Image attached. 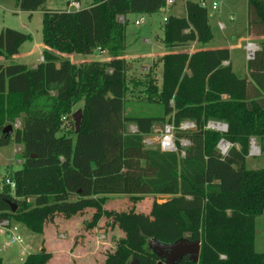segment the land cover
Masks as SVG:
<instances>
[{
    "label": "trees",
    "instance_id": "16d2710c",
    "mask_svg": "<svg viewBox=\"0 0 264 264\" xmlns=\"http://www.w3.org/2000/svg\"><path fill=\"white\" fill-rule=\"evenodd\" d=\"M44 1L14 0L19 11L29 13ZM164 3L92 0L73 11L44 9L42 61L34 67L13 61L30 36L0 31V56L9 60L0 63V146H22L20 167L5 176L14 181L15 195L6 186L0 189V220L41 234L55 215L71 218L93 209L88 227L107 216L126 233L106 264H126L129 256L138 264H156L149 241L181 238L199 240L200 253L197 262L183 257L177 264H264V251L255 248L264 215V166H246L251 138L264 156V42L247 61L250 78L233 72L227 48L180 50L213 36L206 7L186 0L185 16L163 20L166 52L156 61L160 85L151 68L143 80L127 81L124 17L157 13ZM246 30L264 36V0H247ZM101 51L108 60L73 63L65 57ZM129 84L140 86L161 113L125 114ZM79 102L76 133L72 112ZM184 121L195 127L176 128V152L143 143L154 124L178 127ZM209 121L225 123L226 131L207 128ZM129 123L136 131L127 130ZM6 125L13 128L10 136L2 133ZM180 139L189 141L183 156ZM222 139L230 145L225 154L218 149ZM110 195H129L134 202L144 195L169 198L154 199L148 213L116 212L103 209ZM50 257L41 249L20 264H48Z\"/></svg>",
    "mask_w": 264,
    "mask_h": 264
},
{
    "label": "rangeland",
    "instance_id": "374dc122",
    "mask_svg": "<svg viewBox=\"0 0 264 264\" xmlns=\"http://www.w3.org/2000/svg\"><path fill=\"white\" fill-rule=\"evenodd\" d=\"M79 1L81 7H83L92 0ZM213 1L218 2V6L215 10H212L210 7V3ZM205 2L208 20L213 35L212 44L226 45L229 43L232 46V55L235 59H237V65L239 66L244 62V52L241 48L244 43V40L242 39L244 30L243 28L241 29V27L238 28L239 25L238 27H235L234 24L245 20L246 0H205ZM181 6L182 4L179 3L176 4V7L175 5L164 7L159 12L149 15H129L126 19L125 25V32L129 43L128 52L148 56L154 46L161 47V51L164 52V46L160 42L163 36L162 24L164 17L169 15V13H180L178 8L182 9ZM67 7L68 3H66V0H45L41 8L36 11L26 13L25 11L18 10L14 0H0V31L3 28H11L25 34H29L31 37L29 40L27 39L21 47V52L26 51V49L29 48L31 50V54L22 58L25 60H21L19 58L18 60L16 59V62L29 64V60L32 61L38 56V50L36 49L37 44L43 46L41 33L43 10H66ZM141 17L143 18L142 20H140ZM231 17L233 18V21L230 20ZM135 20H139V24L136 25L134 23ZM23 24H26L27 26H22ZM220 24L224 25L223 30L220 29ZM232 37H234L233 40ZM144 38L149 39L150 43L145 42ZM224 38H227L230 41L225 42ZM185 48L188 50L187 46L179 49L182 50ZM154 50L159 51L160 49ZM65 57L73 63L90 59H102L98 55H91L90 57L85 54H66ZM156 61L157 59H153L149 64H151L150 68L152 69V74L159 86L161 80V66L158 67ZM125 62L128 64L126 68L127 81L132 79L143 80L145 78L144 75L147 70L141 69V63L138 58L132 59V57H126ZM131 63H134V67ZM141 90L142 88L140 86L135 87L129 84L124 101L125 114H160V106L146 98L145 94L141 92ZM80 107L81 102L77 103L73 107V112L80 109ZM163 125V123H156L153 125L152 130L148 135V139L153 141L152 146H158L157 140L160 135L159 131ZM13 127L15 128V126ZM126 128L131 132L136 130V126L131 123L127 124ZM14 144L15 143H10L5 146H0V174L2 175L4 173V175L0 176V180H2L9 171L18 169L22 162L19 156L21 149ZM246 166L251 168L263 167L264 156L262 154L248 156L246 158ZM167 198H169L167 195H144L141 199L134 202L130 199L129 195H110L107 197L106 203L103 205V209L106 211L113 210L116 212L133 209L136 212L148 213L154 199L157 200V202H163ZM93 211V209H90L84 215L74 216L71 218H65L63 215H55V218L53 217V219L56 220V227H54V230L51 229V225L49 224L50 221L46 222L43 226L42 237L45 239L43 247L60 251L56 254V256H58L55 258L56 264H106L111 255L115 252L117 244L121 242V240L125 239V231L121 229L116 222H114L112 217L102 216L96 226L92 228L88 227L87 223L91 220ZM65 221L67 224L66 228L61 226L65 224ZM257 224L256 233L258 237L256 238L255 248L258 251H264V215L258 219ZM19 231L20 229L17 228L16 232L19 233ZM60 234H65V238H60V236H63ZM66 239L69 241V246H64ZM2 242H5V238H1L0 244ZM61 247H63V249H61ZM2 258H4L3 264H7L5 262V255L2 254ZM14 261L15 262L10 264L20 263L18 260ZM126 264H138V260L129 256Z\"/></svg>",
    "mask_w": 264,
    "mask_h": 264
},
{
    "label": "crops",
    "instance_id": "0c3cea01",
    "mask_svg": "<svg viewBox=\"0 0 264 264\" xmlns=\"http://www.w3.org/2000/svg\"><path fill=\"white\" fill-rule=\"evenodd\" d=\"M76 1L79 2V6H80L79 9L85 8V7L89 6L90 3H91L90 2V3L86 4V5H84L83 7H81L80 1L79 0H76ZM69 2H71V0H66V3H69ZM179 3L182 4V6H181L182 9H179L178 8V10L180 11V13H178V14L169 13V15L185 16V13H186L185 12V2L183 0H178L174 4L175 7H176V4H179ZM26 13H29V12H26ZM128 16L129 15H126L124 17V19L126 20ZM167 16H165L164 19ZM244 17H245V20L243 22H240L239 21L236 24H234L235 27H238V25H239L238 28L241 27V29L243 28V30H244V33L242 34V39L244 40V43L241 46V48H242V50L244 52V54H243L244 55V62L241 63L239 66L237 65V59H235L233 57V55H232V46L229 43L226 44V45H214V44H212L213 38L209 42H207L205 44H200L198 42H191L189 45H186L187 48H188V50L185 48V49H182V51L191 53L193 51H196L197 49H210V48H220V47L227 48L229 50V63L231 65V68H232L233 72L237 76H239V77H247V78H250L249 77V71H248V68H247V61H248V59L246 58L245 44L248 43V42H251V43L255 44L257 46V49H256V51H257L261 47L260 46L261 42H264V36H252V35H249L247 33V30H246V27H247V0H246V10H245V16ZM230 20L233 21V18L231 17ZM220 25H221L220 29L223 30L224 29V25L223 24H220ZM22 26H25L26 27L27 25L26 24H23ZM233 38L234 37H232V40H233ZM144 41L150 43V40L147 39V38H144ZM224 41L225 42H228L230 40H228L227 38H224ZM160 42H161V40H160ZM23 43L19 47L18 53L16 55H14V57H13L14 58L13 61H15V62H16V59L18 60V58L21 59V60H25V59H22V58L27 57L28 55L31 54V50L29 48H27L26 51L21 52L22 51L21 50V47H22ZM186 46H184V47H186ZM179 48H183V47H179ZM36 49L38 50V56L36 58H34L32 61L29 60V62H30L29 64L28 63H24V64H26L29 67H34L40 61H42V51L44 49V45L43 46H40V44H37V48ZM152 49L153 50L150 51L151 53H149L148 56H142V55H139V54L129 53L128 52L129 48H127L126 49V52H125V58L126 57H132V59L138 58L139 62L141 63L140 64L141 69L142 70H149V68L151 66V64H149V63L151 62V60H153V59H157L158 60L159 57L164 52H166L165 51V48H164V52L161 51V49H162L161 47H155L154 46ZM154 49H160V50L159 51H156ZM91 55H98V56H100L102 59H99V60H108L109 59V56H108V54L105 51L96 52V53L89 54V55H86V56H90L91 57ZM8 61L9 60H6V59H4L3 57L0 56V63H7ZM131 65L134 67V63H131ZM157 65H158V67L161 66L160 63H157ZM19 124H20V122H19ZM14 145H17V147H19V149H22V146L20 144H14ZM15 149H16V146H15ZM2 175H4V173ZM2 175L0 174V176H2ZM14 224H16V223H14ZM49 224L51 225V229L54 230V227H56V225H55L56 224V220L55 219H52ZM16 225L18 226V229H20L19 234L21 235L24 243H26V244H28L30 246V252H32V251L36 252V251H39L41 249H45L46 248V247H43L44 244H45V239L42 237V235H43L42 233L40 235L39 234H35V233H32L29 230H27L23 225H20V224H16ZM66 225L67 224H66V221H65V224L64 225H61V226L64 227V228H66ZM60 235H63V234H60ZM64 235L63 236H60V238H63V237L65 238ZM5 237H6L5 232L3 231V229L0 228V240H1V238H5ZM67 239H66V242L64 243V246L65 245L69 246V241H67ZM63 247H61V249H63ZM45 251L48 252L51 255V257H50V259L48 261V264H56L55 258L58 257V256H56V254H57V252H60V251L54 250L52 248L51 249H47L46 248ZM0 253H1L0 254V257L2 259V264L4 263V258H2V254L5 255V262L7 264H10L12 262H15L14 260H18L20 263L22 262L20 258H22L23 256L19 253V246H14V247L8 248L7 250H2L0 248Z\"/></svg>",
    "mask_w": 264,
    "mask_h": 264
},
{
    "label": "built area",
    "instance_id": "2783aa9c",
    "mask_svg": "<svg viewBox=\"0 0 264 264\" xmlns=\"http://www.w3.org/2000/svg\"><path fill=\"white\" fill-rule=\"evenodd\" d=\"M178 0H165L164 7H169L173 6ZM184 2L186 0H183ZM199 2V4L203 7H206V2L205 0H196ZM218 6V2L213 1L210 3V7L212 10H215ZM79 2L76 0H72L71 2L68 3L67 11H73V10H78L79 9ZM121 21H123V17L119 18ZM143 18L141 17L140 20ZM134 23L137 25L139 24V20H135ZM257 49V46L251 42H248L245 44V52H246V58L248 60L252 59L254 57V53ZM225 62L224 64H226ZM224 123L222 122H214V121H209L207 123V128H212L218 131H222L225 129V126L223 125ZM19 122L16 121L14 126L15 128L19 127ZM222 126V128H218L217 126ZM195 127L194 123L192 121H184L181 122L178 127H175L172 123H165L160 132L159 138L157 140V145L159 146L160 150L162 151H172L176 152L177 151V146H176V140H175V131L176 128L178 130H191ZM158 129V126H157ZM136 131V130H134ZM133 132V131H132ZM149 135V134H148ZM148 135L144 136L143 138V143L150 147L153 145V141L148 139ZM225 141V140H224ZM179 145L182 148L180 151V155H184V148L189 145V141L187 139H180L179 140ZM222 142V141H221ZM218 144V149L221 154H225L227 151V148L229 146H226L225 150H222L220 148V144ZM260 154V148L259 145L257 144L256 140L254 138H251L249 141V153L248 156H256ZM6 186L9 190V193L14 196L15 195V183L12 179L9 177H4L2 180H0V189L2 187ZM0 228L3 229L5 232V242H2L0 244V248L2 250H7L8 248L14 247V245L19 246V253L23 256L21 261L25 258V256L30 253V246L26 243H24L21 235L17 233V228L18 226L16 224L10 223L8 220H0ZM1 242V240H0Z\"/></svg>",
    "mask_w": 264,
    "mask_h": 264
},
{
    "label": "water",
    "instance_id": "95a60500",
    "mask_svg": "<svg viewBox=\"0 0 264 264\" xmlns=\"http://www.w3.org/2000/svg\"><path fill=\"white\" fill-rule=\"evenodd\" d=\"M82 118V110L77 109L72 113V120L74 123L75 132L79 131L80 123ZM226 131L227 125L224 123ZM12 126L6 125L2 133L10 136L12 133ZM224 140H220V142ZM227 146H229V143ZM12 210L16 209V205L11 203ZM149 247L151 251L159 258L156 264H177L183 257H188L189 260L197 262L200 253V241L199 240H188L187 238H181L172 243H164L157 240L149 241Z\"/></svg>",
    "mask_w": 264,
    "mask_h": 264
},
{
    "label": "bare ground",
    "instance_id": "6f19581e",
    "mask_svg": "<svg viewBox=\"0 0 264 264\" xmlns=\"http://www.w3.org/2000/svg\"><path fill=\"white\" fill-rule=\"evenodd\" d=\"M217 127L220 128V129L222 128L221 125H220V126L218 125ZM226 146H227V143H225V141L221 142V144H220V148H221L222 150H225Z\"/></svg>",
    "mask_w": 264,
    "mask_h": 264
}]
</instances>
